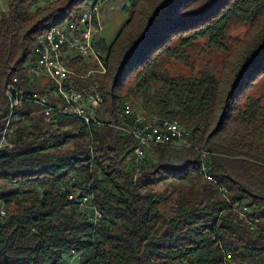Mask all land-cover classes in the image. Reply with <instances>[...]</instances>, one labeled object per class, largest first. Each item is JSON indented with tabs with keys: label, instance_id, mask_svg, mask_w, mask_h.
Returning <instances> with one entry per match:
<instances>
[{
	"label": "trees",
	"instance_id": "1",
	"mask_svg": "<svg viewBox=\"0 0 264 264\" xmlns=\"http://www.w3.org/2000/svg\"><path fill=\"white\" fill-rule=\"evenodd\" d=\"M99 2H121L127 15L110 44L97 39L105 72L81 82L98 86L102 102L90 107L105 125L56 111L47 119L30 102L14 109L12 147L0 148V264H66L73 249L76 264H264V104L246 94L264 75V0H9L0 12V137L12 78L26 96L64 105L53 85L25 73L35 39ZM237 26L247 31L222 65L172 72L168 63L189 60L201 40L228 54ZM66 66L97 70L81 57ZM124 102L134 116L176 121L190 141L148 147L134 162L137 142L110 127ZM83 194L101 212L97 226L79 206Z\"/></svg>",
	"mask_w": 264,
	"mask_h": 264
},
{
	"label": "built area",
	"instance_id": "2",
	"mask_svg": "<svg viewBox=\"0 0 264 264\" xmlns=\"http://www.w3.org/2000/svg\"><path fill=\"white\" fill-rule=\"evenodd\" d=\"M66 28H73V35H66ZM101 31L100 18L98 15V10L96 6L87 7L86 10L77 19L64 25L57 32L56 35H41L39 42H37V47L33 51V57L31 60V66L29 68L46 69V62L55 63V71H48L46 69V76H42V79H36V81H42L43 84L49 83L50 85H57L61 89V97L58 99L64 100V107H66V114L69 115V108H77V116L85 123H94L97 127H102V122L97 118L96 113L91 112V107L89 106V101L85 99V91H93L97 94V99L102 100L100 92L97 85L83 86L82 81L86 80L90 75L94 73H101V67H97V70H89L86 75H77V81H71V86H64L63 84H58L59 76L70 77V74H76L73 70L69 69L66 64L69 61L76 60L78 57L82 59L89 60L92 64H95V57H102L101 51L96 47V42L98 39V34ZM27 74V68L25 69ZM29 77V76H28ZM17 78H12L11 82L7 86H12L15 89V94H17V99H23L26 94L24 91L17 86ZM64 91H72L75 95V102H67L64 99ZM34 104L40 107L51 106L47 102H40V96L33 94ZM53 106V105H52ZM17 108V107H16ZM58 112V109H56ZM121 115L126 119V121L132 123L135 133H140L142 135H153L154 140L168 139L170 141L174 140H189L185 138V131H183V136L166 137V130H171L173 125H165L164 123L157 124L156 122H147L143 118L130 117V114L124 113V104H122ZM50 115L44 116L48 119ZM26 120V117L19 118V121ZM112 124V122H110ZM156 125L164 126V133L156 132ZM13 128L3 129L0 137V148L10 149L12 145L8 142V137L12 134ZM135 155L134 162H137L140 158L144 157L145 151L139 148V142L137 146L133 149ZM203 160H207V155H202ZM203 176H206V180H211V177L206 171V165L202 164L200 170ZM76 195H70L69 199H76ZM78 198V197H77ZM93 199L92 194H83L79 198V206L86 209L88 213V220L97 226L101 220V212L96 208V206L91 202ZM243 211L246 208H242ZM7 217V210L4 207H0V221ZM240 217L249 223L248 218L240 213ZM80 252H69L66 255V264H75L80 259Z\"/></svg>",
	"mask_w": 264,
	"mask_h": 264
},
{
	"label": "bare ground",
	"instance_id": "3",
	"mask_svg": "<svg viewBox=\"0 0 264 264\" xmlns=\"http://www.w3.org/2000/svg\"><path fill=\"white\" fill-rule=\"evenodd\" d=\"M64 27L61 25H53L49 27L47 30H45L43 33L38 35L35 39V46L34 49L37 47V42H39V39L41 38V35H56L60 29ZM66 35H73V28H66ZM33 49V51H34ZM102 57H95V64L98 67H101V73L103 74L105 72L103 64H102ZM31 66V63L27 67V72L29 73L30 76L36 79H42V76H46V69L48 71H55V63L54 62H46V69H37V68H29ZM75 72V71H73ZM76 73V72H75ZM77 75L76 74H70V77L66 76H59L58 77V84H63L64 86H71V81H77ZM81 75V74H80ZM55 93L57 97H61V89L57 85H53ZM53 90V91H54ZM5 97L8 100L9 104V110L10 112L8 113L7 118L5 119L4 123V128L3 129H10V128H15L16 125H11L13 124V111L16 107H20V104L22 102H30L34 103V98L33 96H24L23 99H17V94H15V89L12 86H6L5 90ZM64 99L67 100V102H75V95H73L72 91H64ZM85 99L89 101V106L91 105H96L102 102V100L97 99V94H95L93 91H85ZM61 101L64 100L60 99ZM40 102H47L45 98L40 97ZM124 113L130 114V117H139V116H134V110L132 109L131 105L128 102H124ZM22 106V105H21ZM40 113H42L44 116L50 115L52 112L56 111L58 109V112L61 114H66V107L62 105L59 108L57 107H40ZM92 113H95L91 109ZM69 115L70 116H77V108H69ZM141 118V117H139ZM13 119V120H12ZM147 122H153V121H148ZM102 122V121H100ZM164 123V122H163ZM175 123L176 126H171V130H166V137H174V136H183V132L181 131L179 124L176 121H171V122H165V125H173ZM117 124V123H116ZM105 123L102 122V126H104ZM109 126V125H107ZM110 127L116 129L122 134H126L131 136L138 144L139 142V148H142L143 151H145L146 148L154 146V145H174V146H185L187 144V140H174L170 141L168 139H161V140H154L153 135H142L140 133H135L134 127L132 123L126 121L124 117L121 115L120 116V122L117 125L111 124ZM156 132L157 133H164V126L163 125H156ZM187 136V135H186ZM187 139V137H185ZM201 155H207L206 151L205 153L202 152ZM206 179V176H204ZM69 252H76L73 250Z\"/></svg>",
	"mask_w": 264,
	"mask_h": 264
},
{
	"label": "rangeland",
	"instance_id": "4",
	"mask_svg": "<svg viewBox=\"0 0 264 264\" xmlns=\"http://www.w3.org/2000/svg\"><path fill=\"white\" fill-rule=\"evenodd\" d=\"M8 1L9 0H0V12L6 11ZM122 5L123 3L121 2L110 3L108 5H103L100 2L96 4L101 24L99 37L101 42L106 45L110 44L115 39L119 29L127 18V15L121 11ZM246 31L247 28L244 26L233 27L230 30L228 33V54L227 52H219L216 49H208L203 45V41L201 40L199 46L189 52V60L181 63L171 61L168 64L173 65V68H171L173 73L177 72L183 76H189L191 73L197 74L204 67H219L223 62L228 60V55L230 56L232 54L237 41L243 38ZM246 94L249 97L258 99L261 104H264V75L249 88ZM136 109L138 110V108ZM137 116L141 117L140 115ZM157 188L162 189L163 185H159Z\"/></svg>",
	"mask_w": 264,
	"mask_h": 264
},
{
	"label": "crops",
	"instance_id": "5",
	"mask_svg": "<svg viewBox=\"0 0 264 264\" xmlns=\"http://www.w3.org/2000/svg\"><path fill=\"white\" fill-rule=\"evenodd\" d=\"M98 39L100 40L99 34H98Z\"/></svg>",
	"mask_w": 264,
	"mask_h": 264
}]
</instances>
